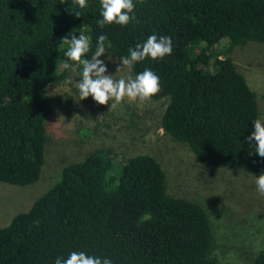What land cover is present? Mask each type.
Instances as JSON below:
<instances>
[{
    "label": "trees",
    "instance_id": "trees-1",
    "mask_svg": "<svg viewBox=\"0 0 264 264\" xmlns=\"http://www.w3.org/2000/svg\"><path fill=\"white\" fill-rule=\"evenodd\" d=\"M87 2L79 9L73 0H0V181L26 186L41 177L57 109L49 87L82 71L64 55L71 32L90 37L87 59L101 34L118 58L153 33L171 37V55L132 68L134 78L145 68L160 77L151 99L167 101L161 128L204 164L264 173V158L245 139L261 119L258 95L231 55L236 46L264 44V0H133L136 20L103 28L100 0ZM167 177L155 156L118 162L109 148L66 163L29 210L0 227V264H55L72 251L113 264H223L208 211L171 194ZM144 214L151 219L141 223ZM248 264H264V245Z\"/></svg>",
    "mask_w": 264,
    "mask_h": 264
},
{
    "label": "rangeland",
    "instance_id": "rangeland-1",
    "mask_svg": "<svg viewBox=\"0 0 264 264\" xmlns=\"http://www.w3.org/2000/svg\"><path fill=\"white\" fill-rule=\"evenodd\" d=\"M231 55L256 91L264 120V44L251 41L236 46ZM99 59L104 60L114 80L129 75L134 78L132 69L116 71L120 58L106 52ZM80 72L72 69L68 76L71 84L65 80L49 87L57 109L47 123L46 160L40 179L26 186L0 181V227L29 210L59 180L66 163L79 161L97 149H112L118 162L145 153L162 164L171 194L198 201L206 208L215 235L214 256L223 264H248L264 245V196L256 190V178L241 170L204 164L190 145L167 135L161 128L165 99L142 104L125 99L114 109L112 101L108 105H98L92 97L79 101L76 83Z\"/></svg>",
    "mask_w": 264,
    "mask_h": 264
},
{
    "label": "clouds",
    "instance_id": "clouds-1",
    "mask_svg": "<svg viewBox=\"0 0 264 264\" xmlns=\"http://www.w3.org/2000/svg\"><path fill=\"white\" fill-rule=\"evenodd\" d=\"M61 2L63 3V0ZM73 4L78 6L79 9L89 7L87 0H73ZM135 7L133 0H100L102 19L98 20L97 24L101 28L111 24L126 26L136 20ZM67 11L74 13L76 17L81 15L75 9ZM136 22L139 23V21ZM75 33L71 32V38L65 36L63 39L68 45L64 53L67 61L82 65V71L78 74L80 79L76 83L79 91V101H83L88 97H92L98 105H108L109 101H112L110 107L114 109L125 99L129 102L138 101L142 104L150 101L153 96L160 92V77L150 68H145L135 78L129 75L114 80L108 72L104 60L99 59L106 53L105 42L107 36L104 34L98 36L96 50L91 58L87 59L84 57L90 51V37L83 32H80L79 36ZM128 51L129 56L120 57L116 71L127 68L131 72L134 64L138 62L146 59L161 60L165 56L171 55L173 53V40L169 36L158 38L157 34L153 33L148 36L145 42L136 44L135 48H129ZM108 58L111 59L110 56ZM67 61L63 63V68L72 69L73 65ZM65 83L71 84L72 78H67ZM245 139L249 144H255V153L264 158V120H253L251 134ZM255 184L259 195L264 196V173L256 177ZM149 219H151L150 214H144L141 217V223ZM35 223L38 225L39 221ZM55 264H113V262L107 257L89 256L85 252L72 251L66 259L58 256Z\"/></svg>",
    "mask_w": 264,
    "mask_h": 264
}]
</instances>
